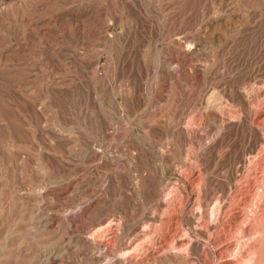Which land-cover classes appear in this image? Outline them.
<instances>
[{"label": "rangeland", "instance_id": "1", "mask_svg": "<svg viewBox=\"0 0 264 264\" xmlns=\"http://www.w3.org/2000/svg\"><path fill=\"white\" fill-rule=\"evenodd\" d=\"M10 3L15 10L23 8L28 12L32 23L40 24L24 28L15 24L9 34L0 32L1 37L27 46L29 54L22 63L14 61L12 66L0 70V129L4 130L5 125L8 131L0 133L11 134L10 138L0 137L3 251L0 264H46V258L55 257L60 259L54 264H128V261L169 264L162 256L176 252L174 243L163 239L162 232L167 226L152 219L159 220L160 216L166 219L175 207L181 208L183 192L179 181L186 174L179 168L159 174L153 169L159 165L155 158L167 149L176 158L184 153L192 158L210 140H217L221 157L212 154L210 158L202 149L204 157L198 163L191 161L193 167L201 168L197 176L202 181L201 188L208 193L193 186L194 206L174 219V227L183 228L184 234L191 237H185L189 242L180 252L188 258L186 264H195L194 244L218 240V257L206 256V264H264V192L258 202L250 200L254 193L264 191L261 184L264 170L257 178L264 151L260 150V144L256 145L259 151L256 154L260 155L247 165L245 175L243 172L240 178L231 181L226 171L228 162L246 148L249 137L241 127L236 129L238 122L235 128L234 123L223 126L222 116L215 112L205 114L200 106L203 95L220 92L222 95L218 96L233 103L234 108L228 103L230 110L223 114L225 119L237 117L235 108L244 111L246 107L243 102L240 104L239 93L247 89L257 95L258 106L252 112L255 121L256 113L264 111V0H12ZM119 15H123L120 27L109 31L121 33L116 43L119 49L110 52L105 38H101L105 35L97 28ZM91 18L93 26L88 23ZM201 35L206 39L204 52L193 54V46ZM1 50L2 47L0 53ZM177 62H182L181 76L168 66ZM21 83L27 86L26 106L15 93ZM113 93L123 103L126 114L122 118L121 110L118 107L114 110L116 138L110 136L109 129ZM146 98L152 100L150 108ZM245 111H249L247 107ZM197 117H202V121ZM259 118L264 130L263 114ZM122 119L127 122L125 128ZM186 123L197 132L198 138L192 139L193 142L179 133V124ZM127 156L136 157L134 166L143 163L151 168L144 178L140 172L129 171ZM251 182L258 192L253 191L247 199V194L239 189ZM106 195L107 205L101 206L102 218L99 216L98 221L93 215L100 206L95 204ZM203 211L207 216L201 217ZM192 213L198 218L192 220ZM102 221H107L104 225L111 223L105 233L110 234L94 238L98 233L93 231ZM80 240L103 244L93 248ZM93 253H98L101 261L92 263Z\"/></svg>", "mask_w": 264, "mask_h": 264}, {"label": "bare ground", "instance_id": "2", "mask_svg": "<svg viewBox=\"0 0 264 264\" xmlns=\"http://www.w3.org/2000/svg\"><path fill=\"white\" fill-rule=\"evenodd\" d=\"M12 0H0V32H1V30H3V31H5V32H8V31H11V29H13L14 28V25L16 24V25H20V26H22L23 28L24 27H26L27 25L29 26L30 24H34L35 25V27H38V25L40 24L39 22H35V23H32L31 22V19L29 20V14H28V12H26L23 8H17V10H15L14 9V7L11 5V2ZM44 1V0H43ZM87 1V0H86ZM221 1V0H220ZM59 2V1H58ZM91 2V1H90ZM139 2V1H138ZM215 2V1H214ZM45 3V2H44ZM81 3V2H80ZM137 3V2H136ZM39 4V3H38ZM64 4V3H63ZM129 4V3H128ZM77 5V4H76ZM79 5V4H78ZM81 5V4H80ZM85 5H86V3H85ZM97 5V4H96ZM108 5V4H107ZM140 5V4H139ZM143 5V4H142ZM222 5V4H221ZM41 6V5H40ZM130 6V5H129ZM35 7V6H34ZM69 7V6H68ZM92 7H93V5H92ZM94 7H96V6H94ZM93 7V8H94ZM99 7V6H98ZM133 7V6H132ZM41 8V7H40ZM64 8H66V7H64ZM75 8V7H74ZM79 8V7H78ZM89 8H90V10H91V7L89 6ZM88 8V9H89ZM134 8V7H133ZM226 8V7H225ZM34 9H36V8H34ZM50 9V8H49ZM76 9V8H75ZM80 9H81V7H80ZM79 9V10H80ZM144 9V8H143ZM64 10V9H63ZM79 10H77V11H79ZM84 10V9H83ZM107 10V9H106ZM142 10V9H141ZM145 10V9H144ZM148 10V9H147ZM34 11H36V10H34ZM40 12H41V9L39 10ZM87 11H89V10H87L86 9V12ZM94 11H96V9L94 10ZM98 11V10H97ZM188 11V10H187ZM80 12V11H79ZM110 12V11H109ZM151 12V11H150ZM200 12V11H199ZM216 12H217V10H216ZM49 13V12H48ZM96 13V12H95ZM95 13H92V14H95ZM220 13V12H219ZM53 14V13H52ZM88 14V13H87ZM108 14V13H107ZM181 14V13H180ZM205 14V13H204ZM217 14V13H216ZM132 15V14H131ZM221 15V14H220ZM42 16V15H41ZM86 16V15H85ZM84 16V17H85ZM89 17H91V14L90 15H88ZM102 16V15H101ZM137 16H139V15H137ZM37 17V16H36ZM87 17V16H86ZM85 17V18H86ZM94 17V16H93ZM136 17V16H135ZM33 18V17H32ZM139 18V17H138ZM179 18V17H178ZM33 19H35V18H33ZM32 19V20H33ZM43 19V18H42ZM51 19V18H50ZM53 19V18H52ZM67 19V18H66ZM75 19V18H74ZM122 19H123V15L121 16V15H119V16H117L115 19H110L108 22H104L105 24L103 25V26H100L99 28H97V31H99L100 33H102V34H104L105 35V37H101V38H105V40H106V47L110 50V52H114V50H116V48L117 49H119L117 46H116V43H117V40L118 39H120V37H121V33H113V32H109L110 30H111V28L113 27V28H115V29H118L119 27H120V25H121V22H122ZM85 20V19H84ZM90 21L88 22V23H91V20H92V18L91 19H89ZM181 20V19H180ZM38 21V20H37ZM63 21V20H62ZM88 21V20H87ZM93 21V20H92ZM103 21V20H102ZM170 21V20H169ZM65 22V21H64ZM96 22H98V19H97V21ZM155 22V21H154ZM46 23V22H45ZM87 23V24H88ZM142 23V22H141ZM225 23V22H224ZM92 24V26H93V23H91ZM95 24V23H94ZM97 24H99V23H97ZM96 24V25H97ZM217 24H218V22H217ZM33 25V26H34ZM37 25V26H36ZM42 25V24H41ZM101 25H102V23H101ZM140 25V24H139ZM176 25V24H175ZM33 26H31V27H33ZM99 26V25H98ZM141 26V25H140ZM21 27V28H22ZM84 27V26H83ZM142 27V26H141ZM219 27V26H218ZM20 28V27H19ZM81 28V27H80ZM87 28V27H86ZM96 28V27H95ZM145 28V27H144ZM163 31H165V29H164V25H161V27H160ZM160 28H159V30H160ZM239 28V27H238ZM32 29V28H31ZM94 29V28H93ZM143 29V28H142ZM149 29V28H148ZM17 30H19V29H17ZM16 30V31H17ZM22 30V29H21ZM29 30V29H28ZM13 31V30H12ZM95 31V30H94ZM96 31V32H97ZM161 31V30H160ZM163 31H162V33L160 34L159 33V36L161 37L162 35H163ZM22 32V31H21ZM33 32V31H32ZM95 32V33H96ZM98 32V33H99ZM117 32V31H116ZM17 33H18V31H17ZM142 33V32H141ZM8 34H9V32H8ZM14 34V33H13ZM20 34V33H19ZM23 34V33H22ZM156 34V33H155ZM178 34V33H177ZM15 35H16V33H15ZM14 35V36H15ZM31 35V34H30ZM101 35V34H100ZM102 36V35H101ZM163 37V36H162ZM161 37V38H162ZM181 37V36H180ZM24 38V37H23ZM23 38H22V40H23ZM34 38V37H33ZM90 38V37H89ZM123 38V37H122ZM121 38V39H122ZM177 38H179V36L177 37ZM176 38V39H177ZM182 38V37H181ZM190 38V37H189ZM212 38V37H211ZM39 39V38H38ZM124 39V38H123ZM193 39V38H192ZM213 39V38H212ZM30 40V39H29ZM104 40V39H103ZM104 40V41H105ZM119 41V40H118ZM162 41V40H161ZM183 41H184V39H183ZM205 41H206V39H205V37H203L202 35L201 36H199V39H198V42L196 43V44H194V49H193V54H198V53H200L201 51H203V48H204V46H205ZM19 42V41H18ZM17 42V43H18ZM100 42H101V40H100ZM155 42V41H154ZM55 43V42H54ZM81 43H84V42H81ZM99 43V42H98ZM119 43V42H118ZM189 43L191 44V42H188V45H189ZM90 44V43H89ZM27 45V44H26ZM192 45V44H191ZM29 46V45H28ZM146 46V45H145ZM168 46H169V44H168ZM185 46H186V44H185ZM190 46V45H189ZM2 47V50H1V53H0V70H2V69H7V67H10V66H12V64H13V62L15 61H18V62H20V63H22V60L24 61L25 59H26V57L29 55H27V53H26V48H28L27 46H26V48L24 47V45H22V44H16V43H13V41H11V38H5V36L4 35H2V37L0 36V48ZM182 47V46H181ZM191 47V46H190ZM183 48V47H182ZM181 48V49H182ZM189 48V47H188ZM61 49V48H60ZM109 50H108V52H109ZM94 51V50H93ZM187 51V50H186ZM190 51V50H189ZM57 52V51H56ZM91 52V51H90ZM101 52V51H100ZM118 52V51H117ZM117 52H115L116 54H117ZM204 52V51H203ZM114 53V54H115ZM119 53H121V52H119ZM118 53V54H119ZM78 54V53H77ZM117 54V55H118ZM190 54V53H189ZM202 54V53H201ZM88 55V54H87ZM30 57V56H29ZM79 57V55L77 56V58ZM115 57V56H114ZM191 57H193V56H191ZM62 58V57H61ZM116 59V58H115ZM81 61H84V60H81ZM29 62V61H28ZM110 62V61H109ZM115 62V61H114ZM125 62V61H124ZM24 63V62H23ZM113 63V62H112ZM167 63V62H166ZM165 63V64H166ZM182 63V62H181ZM181 63H178L177 62V64L175 63V64H173V63H169V67H171L170 68V70H173V72L176 74V75H180L181 73H182V70H183V66H182V64ZM188 63V62H187ZM32 64V63H31ZM65 64V63H64ZM92 64V63H91ZM164 64V65H165ZM183 64H184V62H183ZM27 65V64H26ZM115 64H113V66H114ZM197 65V64H196ZM18 67V66H17ZM90 67V66H89ZM158 67V66H157ZM199 67V66H198ZM191 68V67H190ZM194 68V67H193ZM23 69V71L25 70L24 68H22ZM165 69V68H164ZM200 69V68H199ZM198 69V70H199ZM206 69V68H205ZM212 69V68H211ZM130 70V69H129ZM197 69H195V71H198ZM202 70V69H201ZM15 71V70H14ZM114 71V70H113ZM126 71V70H125ZM205 71V70H204ZM11 72V71H10ZM145 72H146V70H145ZM157 72V71H156ZM191 72H192V69H191ZM210 72V71H209ZM0 73H2V72H0ZM4 73V72H3ZM12 73V72H11ZM193 73V72H192ZM196 73V72H195ZM5 74V73H4ZM197 74V73H196ZM202 74V73H201ZM21 75V74H20ZM208 75V74H207ZM207 75H205V76H207ZM181 76V75H180ZM204 76V75H203ZM42 77V76H41ZM179 77V76H178ZM200 78H202V77H200ZM120 79V78H119ZM141 79V78H140ZM14 81V80H13ZM23 81V80H22ZM141 81V80H140ZM18 82V81H17ZM19 82H20V80H19ZM26 83V82H25ZM244 83V82H243ZM53 84V83H52ZM62 84V83H61ZM60 84V85H61ZM63 84H66V83H63ZM131 85V84H130ZM245 85H246V83H245ZM250 85V84H249ZM141 86V85H140ZM26 85L24 84V83H21L20 85H19V87H17V89H16V91H15V93L19 96V98L22 100V103H23V105L24 106H26L27 104H28V101H29V99H28V94H27V90H26ZM29 87V86H28ZM264 87V86H263ZM48 88V87H47ZM254 88V87H253ZM12 89V88H11ZM243 89V88H242ZM257 89V88H256ZM146 90V89H145ZM245 90V89H244ZM250 90H252V89H250ZM14 91V90H13ZM237 91H239V90H237ZM243 91V90H242ZM147 92V96L150 94L149 93V91L147 90L146 91ZM210 92V91H209ZM241 92V91H240ZM14 93V92H13ZM220 93V92H219ZM218 93V94H219ZM237 93V92H236ZM121 94V93H120ZM218 94L217 93H215V91H213V92H211V93H206L205 95H203V97H202V99H201V101H200V106L202 107V110H203V112L206 114V113H217V114H219L220 116H222V123H223V126H224V124L225 123H228V125H229V123H234L233 125H232V127L233 128H235L236 127V124H235V122H238V126L236 127V129L237 128H239L240 129V127H241V129L248 135V137H249V139H248V145H245L246 146V148L243 150V151H240V154H238V156H235V158H234V160L232 161H230V162H228L229 164H228V167H226L227 168V172H229V176H230V180L231 181H236L237 180V178L240 176V175H242L243 174V172H244V170L247 168V165L248 164H252L251 162L253 161V159H254V157H257V155L259 154V153H257L256 154V152H259V151H256L257 150V148H256V145H258V144H260V146H259V148H260V150L261 151H264V130L261 128V126H260V122L258 121V119H260L259 117H261V114H263V117H264V111H261V110H259L257 113H256V116H257V120L255 121V119H254V117L252 116V112H253V110H256L254 107H257L256 106V104H257V95H256V93H253V92H251V91H247V89H246V92H242V93H239L240 95L238 96L237 94H235V96L237 95L238 96V99L240 100V104L242 105V102L244 103L243 105L244 106H246L247 108H248V110L249 111H245L246 110V107H245V110L244 111H242V110H236V108H235V112L234 113H236L237 114V117H236V115H234V116H232V114L230 113H228L229 115H231L232 116V118H229L228 120H226L225 119V117H224V113H225V111L227 110V109H229L230 110V108H229V106H228V103H227V101L226 100H224V97L222 98L221 96L219 97L218 96ZM221 94V93H220ZM219 94V95H220ZM16 95V96H17ZM113 95H114V93H113ZM222 95V94H221ZM142 96V95H141ZM152 96V95H151ZM237 96H236V98H237ZM9 97V96H8ZM137 97H138V95H137ZM226 97V96H225ZM135 98V97H134ZM147 99V98H146ZM178 99V98H177ZM176 99V100H177ZM196 99V98H195ZM226 99H230V98H227L226 97ZM237 99V100H238ZM112 100H114L113 102H112V108L110 109V108H108V109H110V111H109V113H110V136L111 137H114V138H116L115 136H116V132H115V129H114V110H115V108L116 107H118L119 108V110H121V116H122V118L123 117H125L126 116V114H125V111L123 110V103L122 102H118V100H117V95H114V97H113V99ZM231 100H233V98L231 99ZM235 100V99H234ZM238 100V101H239ZM109 101V100H108ZM147 101H149V103H148V108H150L153 104H152V100H151V98H148L147 99ZM194 101H196V100H194ZM124 102V101H123ZM137 102V101H136ZM235 102H236V100H235ZM239 103L237 104V105H239ZM139 104V103H138ZM230 104V107L231 108H233L232 106H231V104L233 105V103H229ZM236 104V103H235ZM32 105V104H31ZM185 105V104H184ZM187 105H188V103H187ZM237 105H236V107H237ZM192 107V106H191ZM235 107V106H234ZM239 107V106H238ZM29 108V107H28ZM138 108V107H137ZM187 108H189V107H187ZM190 109V108H189ZM234 109V108H233ZM232 109V110H233ZM241 109V108H240ZM262 109L264 110V105H263V107H262ZM21 110V109H20ZM147 110V109H146ZM191 110V109H190ZM117 111V110H116ZM197 111H199V110H197ZM242 111V112H241ZM30 112H31V110H30ZM64 112V111H63ZM227 112V111H226ZM229 112V111H228ZM256 112V111H255ZM25 113V112H24ZM40 113V112H39ZM214 113V114H215ZM233 113V112H232ZM43 114V113H42ZM199 114V113H198ZM66 115V114H65ZM41 116V115H40ZM194 116V115H193ZM218 116V115H217ZM255 116V117H256ZM54 117V116H53ZM59 117V116H58ZM60 118V117H59ZM63 118V117H62ZM198 118V117H197ZM19 119V118H18ZM65 119V118H64ZM199 119V118H198ZM197 119V120H198ZM33 120H35V119H33ZM123 121V124H124V128L126 127V125H127V122L124 120V119H122ZM183 120V119H182ZM193 120V119H192ZM200 121H202V117L199 119ZM263 120V119H262ZM62 121V120H61ZM66 121V120H65ZM121 121V120H120ZM196 121V120H195ZM214 121V120H213ZM264 121V120H263ZM262 121V122H263ZM12 122V121H11ZM191 121H189V123H190ZM193 122V121H192ZM215 122V121H214ZM60 123V122H59ZM195 123V122H194ZM220 123H221V121H220ZM264 123V122H263ZM1 124H3V123H1ZM7 124V123H6ZM106 124H107V122H106ZM116 125H118L117 123H115ZM146 124V123H145ZM187 125H185V126H183V125H181V124H179V126H178V129H179V133L180 134H182V135H185V137L186 138H188V139H190L192 142H193V140L192 139H195V138H198L197 137V132L195 131V129H193V127L191 128L189 125H191V123L188 125V123H186ZM197 124H199V123H197ZM25 125V124H24ZM43 125V124H42ZM66 125V124H65ZM193 125V124H192ZM191 125V126H192ZM200 125V124H199ZM214 125V124H213ZM216 125V124H215ZM214 125V126H215ZM1 126V125H0ZM8 126V125H7ZM107 126H109V125H107ZM119 126V125H118ZM219 126V125H218ZM222 126V125H221ZM221 126H219V127H221ZM8 127H10V126H8ZM232 127H230L231 129H233ZM1 128H2V126H1ZM15 128V127H14ZM123 128V127H122ZM225 127H223V129H224ZM227 128H228V126H227ZM10 129V128H9ZM229 129V128H228ZM0 130H3V129H0ZM4 130H5V132L7 131V127L5 128V125H4ZM3 130V131H4ZM10 130H13V129H10ZM124 130V129H123ZM219 130V129H218ZM3 131H2V134L0 133V137H2V138H4V137H6V138H10V136H11V134H7L8 133V131H7V135H3ZM39 131V130H38ZM59 131H61V130H59ZM120 131V130H119ZM224 131H226V130H224ZM241 131V130H240ZM22 132V131H21ZM20 132V133H21ZM49 133V132H48ZM66 133V132H65ZM118 133V132H117ZM120 133V132H119ZM123 132H121V134H122ZM22 134H25V133H22ZM51 134V133H50ZM215 134V133H214ZM26 135V134H25ZM118 135V134H117ZM172 135V134H171ZM211 135V134H210ZM217 135V134H216ZM220 135V134H219ZM13 136V135H12ZM20 136V135H19ZM59 136H60V134H59ZM124 136V135H123ZM177 136H178V134H177ZM244 136H245V134H244ZM28 137V136H27ZM67 137V136H66ZM65 137V138H66ZM109 137V136H108ZM149 137V136H148ZM205 137V136H204ZM214 137V136H213ZM14 138V137H13ZM16 138V137H15ZM113 138V139H114ZM180 138V137H179ZM26 139V138H25ZM55 139V138H54ZM60 139V138H59ZM184 139V138H183ZM187 139V140H188ZM226 139V138H225ZM229 139V138H228ZM182 140V139H181ZM205 140V139H204ZM220 140V139H219ZM246 140V139H245ZM10 141V140H9ZM59 141H61V140H59ZM247 141V140H246ZM148 142V141H147ZM19 143V142H18ZM23 143V142H22ZM152 143V142H151ZM9 144H11L10 142H9ZM196 144V143H195ZM246 144V143H245ZM12 145V144H11ZM193 145H194V143H193ZM197 145V144H196ZM199 146V145H198ZM229 146V145H228ZM200 147V146H199ZM203 147V146H202ZM226 147V146H225ZM221 147H219V144H218V142H217V140H214V141H212V140H210V142H206L205 144H204V147L202 148L204 151H206V153L208 154V156H211L212 154L215 156V157H221L220 156V154H221V149H220ZM258 148V149H259ZM165 149V148H164ZM202 149H200V148H198L197 150V152H196V154H195V156H193L192 158L189 156V155H185L184 156V154H179V156L176 158V157H174L171 153H170V151H169V149H167V150H162L161 151V153L159 154V156H157L156 158H155V160L157 161V162H159V165L157 166V167H153V169L154 170H158V171H160V173L159 174H161V173H164L165 171H167L168 169H176V168H179V170L183 173H185L186 174V177L185 178H182L179 182L181 183V186H182V192H183V195L181 196V205H179V206H181V208L180 209H178V208H174V210H173V213H171L172 215L171 216H169L168 218L166 217V219H164V218H161V216H160V218H159V220L158 219H152L153 221H155V222H157V221H160L161 222V224H165V225H163L164 227H166L165 229H164V231L162 232V230H161V232H162V236H163V239H164V241H171L172 243H174V249H176V252L175 253H170V254H166L165 253V255L164 256H162L163 257V259H166V261L169 263V264H186L187 263V261H188V258L186 257V255L184 256L183 255V253L182 252H180L181 251V249L182 248H184L185 247V245H186V243L187 242H189V241H187L186 242V240H188L187 238L188 237H190L188 234H187V236L184 234V229L183 228H181V227H174V219L177 217V216H179V217H181V216H183V214H185L186 212H187V210H188V208L190 209V207L191 206H194V204H195V192L191 189L193 186L194 187H202V181H201V179L199 178V176H197L198 175V173H200L201 172V168L200 167H193L192 165H191V161L193 162H195L196 161V163H198L201 159H202V157H204V156H202V152H201V150ZM220 149V150H219ZM94 150V149H93ZM148 150V149H147ZM189 150V149H188ZM202 150V151H203ZM234 150V149H233ZM242 150V149H241ZM17 152V151H16ZM201 152V153H200ZM230 152V151H229ZM97 153V152H96ZM22 154V153H21ZM264 154V153H263ZM96 156L95 157H97L98 155L97 154H95ZM212 155V156H213ZM260 155V154H259ZM152 156V155H151ZM150 156V157H151ZM191 156H192V154H191ZM207 156V155H206ZM210 157V158H213V157ZM232 156V155H231ZM258 157H260V156H258ZM262 157H264V156H262ZM101 158V157H100ZM107 158V157H106ZM135 158L136 157H134V156H127V165H128V169H129V171H132V172H134V171H136V172H140L141 173V176L144 178V176L145 175H147V173H148V171H150L151 170V168L148 166V165H145V164H143L142 163V165H140L139 167H137V166H134L133 165V163H134V161H135ZM148 158V157H147ZM153 158V157H152ZM209 158V159H210ZM227 158V157H226ZM261 158V157H260ZM145 159V158H144ZM206 159H208V157H206ZM256 159V158H255ZM258 159V158H257ZM111 161V160H110ZM112 161H114V160H112ZM111 161V162H112ZM146 161V160H145ZM148 161V160H147ZM152 161V160H151ZM204 161H206L205 159L203 160V162ZM214 161V160H213ZM256 161V160H255ZM258 161H259V159H258ZM107 162V161H106ZM261 163H263V165H262V168L260 169V171H259V174H258V176H257V178H260V176H261V174L260 173H262V170H264V160H262V161H260ZM224 163V162H223ZM258 163V162H257ZM201 164V163H200ZM207 164V163H206ZM212 164V163H211ZM226 164V163H225ZM253 164H255V162L253 163ZM196 165V164H195ZM257 165V164H256ZM201 166V165H200ZM255 166V165H254ZM253 166V167H254ZM152 167V166H151ZM212 167V166H211ZM252 167V168H253ZM200 168V169H199ZM208 168V167H207ZM213 168V167H212ZM225 168V167H224ZM249 169H251L250 168V166L248 167ZM206 169V168H205ZM209 169V168H208ZM177 170V169H176ZM211 170V169H210ZM200 171V172H199ZM206 171V170H205ZM247 172V171H246ZM264 172V171H263ZM127 173H128V171H127ZM209 173V172H208ZM138 174V173H137ZM223 174H224V172H223ZM263 174V173H262ZM244 175H245V172H244ZM130 176V175H129ZM221 176H223V175H221ZM183 177V176H182ZM241 177V176H240ZM239 177V178H240ZM263 178V177H262ZM136 180V179H135ZM260 180V179H259ZM264 180V179H263ZM92 181V180H91ZM137 181V180H136ZM141 181H142V179H141ZM160 181V180H159ZM225 181V180H224ZM231 181H229V182H231ZM252 181V180H251ZM255 181V180H254ZM253 181V182H254ZM258 181V180H257ZM262 181V180H261ZM96 182V181H95ZM116 182V181H115ZM253 182H251V184H249V186H242L240 189H239V192H243V194H247L246 195V197H247V199H249V196L251 195V194H253V191H255V192H258L256 189L254 190V185H253ZM263 183H261V182H259V183H261V184H263L264 185V181H262ZM131 183V182H130ZM134 183V182H133ZM143 183V182H142ZM163 183V182H162ZM176 183V182H175ZM204 183V182H203ZM225 183V182H224ZM258 183V182H257ZM145 184V183H144ZM143 184V185H144ZM231 184V183H230ZM140 185V184H139ZM148 185V184H147ZM153 185V184H152ZM155 185V184H154ZM159 185V184H158ZM210 185V184H209ZM226 185H227V183H226ZM236 185V184H235ZM205 186V185H204ZM224 186V185H223ZM234 186V185H233ZM142 187V186H141ZM159 187V186H158ZM193 187V188H194ZM235 187V186H234ZM237 187V186H236ZM149 188V187H148ZM151 188V187H150ZM152 188H155V187H152ZM204 188H206V187H204ZM146 189V188H145ZM230 189V188H229ZM232 189V188H231ZM264 189V188H263ZM102 191V190H101ZM143 192V191H142ZM201 192L202 193H208L207 192V189H202L201 188ZM264 191H261V193H254V195H251L252 197V199H250L251 200V202H253L254 201V203L255 202H258L259 200H261V198H263V195H262V193H263ZM204 193V194H205ZM100 194V193H99ZM101 195V194H100ZM99 195V196H100ZM181 195V194H180ZM107 196L108 195H106V196H104V197H100L97 201H96V203H98V204H95V205H98L97 207H99L98 209H97V211L95 212V214L92 216L94 219H98L99 218V216L102 214V212H103V209H100L101 208V206L102 205H105L106 204V202H107ZM147 196V195H146ZM148 197V196H147ZM95 198H97V197H95ZM150 198V197H149ZM154 198H155V196H154ZM167 202V201H166ZM95 203V202H94ZM162 203V202H161ZM163 203H164V201H163ZM171 203V202H170ZM165 204V203H164ZM257 204V203H256ZM107 205V204H106ZM172 205V204H171ZM176 206V205H175ZM103 207V206H102ZM199 208L200 209H202L203 208V204L202 203H200L199 204ZM95 209V208H94ZM172 209V208H171ZM96 210V209H95ZM105 210V209H104ZM94 211V210H93ZM81 212V211H80ZM106 213V212H105ZM201 213V212H200ZM89 214V213H88ZM192 214H194V213H192ZM197 214H194L193 216H192V220L194 219V217H196V218H198L197 216H196ZM202 216L201 217H205V216H207L206 214H204V211L202 212V214H201ZM104 216V215H103ZM92 217H91V219H92ZM101 217V216H100ZM156 217V216H155ZM162 217H164V216H162ZM200 217V216H199ZM102 218V217H101ZM101 218H100V220H101ZM109 218V217H108ZM113 218V217H112ZM157 218V217H156ZM55 219V218H54ZM150 219V218H149ZM203 220L205 219V218H202ZM239 219V218H238ZM62 220H60V222H61ZM90 221H92V220H90ZM98 221H99V219H98ZM152 221V222H153ZM93 222H94V220H93ZM106 222L107 221H102V222H100V223H98L97 224V228H96V230H94L93 232H95L96 231V233H98L97 234V236H95L94 238H96V237H99L98 235H100V234H105L106 233V231L110 228V225H111V223H108V225H104V224H106ZM109 222V221H108ZM146 222H147V220H146ZM149 222V221H148ZM62 223V222H61ZM151 223V219H150V222H149V224ZM112 224H113V222H112ZM147 224V223H146ZM158 224H160V223H158ZM96 225V224H95ZM151 225V224H150ZM155 225H156V223H155ZM94 226V225H93ZM117 226V225H116ZM161 226V225H160ZM147 227V226H146ZM162 227V226H161ZM160 227V228H161ZM95 228V227H94ZM113 228V227H112ZM145 228V227H144ZM148 228V227H147ZM163 228V227H162ZM116 229V228H115ZM114 229V230H115ZM146 229V228H145ZM144 229V230H145ZM192 229V228H191ZM150 230H151V228H150ZM188 230V229H187ZM92 231V230H91ZM111 231V230H110ZM113 231V230H112ZM108 232H109V230H108ZM117 232V231H116ZM141 232V231H140ZM190 232V231H189ZM193 232V231H192ZM96 233H92V234H96ZM107 234H110V233H107ZM107 234H105V237H106V235ZM190 234V233H189ZM112 235V234H111ZM114 235V234H113ZM90 237H92V236H89V238ZM113 237V236H112ZM152 237V236H151ZM185 237H187V238H185ZM94 238H92V239H94ZM104 238V237H103ZM108 238V237H107ZM109 238H110V236H109ZM117 238V237H116ZM143 238V237H142ZM154 238V237H153ZM191 238V237H190ZM81 239V238H80ZM153 240V239H152ZM80 241H82V240H80ZM80 241H79V244H81L80 243ZM99 241V240H98ZM101 241H103V240H101ZM116 241V240H115ZM163 240H162V242H164ZM141 242V241H140ZM82 243L84 244V245H90L91 247H93V248H96L97 246H99V245H101V244H103V243H99V242H97V240L95 241H92V242H89V241H82ZM217 243H218V240H209V241H207L206 243H197V244H194V246H195V248L197 249V254H195L196 255V261H197V263H195V264H206V262H205V257L206 256H209V257H211L212 259H215V258H217L218 257V250L216 249V245H217ZM3 244V243H2ZM69 244H71V243H69ZM78 244V246H80L81 247V245H79ZM99 244V245H98ZM109 244V243H108ZM131 244V243H130ZM105 245V244H104ZM138 245V244H137ZM154 245V244H153ZM173 245V244H172ZM73 246V245H72ZM89 246V247H90ZM102 246V245H101ZM130 246V245H129ZM65 247V246H64ZM104 247H106V246H104ZM124 247V246H123ZM122 247V248H123ZM135 247V246H134ZM134 247H132V248H134ZM144 247V246H143ZM142 247V248H143ZM153 247V246H152ZM62 248V247H61ZM92 248V249H93ZM101 248V247H100ZM99 247H98V249H100ZM131 248V249H132ZM137 248V247H136ZM139 248V247H138ZM194 248V247H193ZM194 248V249H195ZM51 249V248H50ZM130 249V248H129ZM156 249V248H155ZM57 250V249H56ZM66 250V249H65ZM80 250V249H79ZM113 250V249H112ZM128 250V249H127ZM136 250V249H135ZM157 250V249H156ZM156 250H154V252L156 251ZM115 251V250H114ZM141 251V250H140ZM175 251V250H174ZM195 251V250H194ZM58 252H59V254H60V252H62V249H60V250H58ZM66 252V251H65ZM64 252V253H65ZM97 252V251H96ZM118 253H121V251L119 252V251H117ZM132 252V251H131ZM134 252H136V251H134ZM134 252H132V253H134ZM138 252V251H137ZM147 252V251H146ZM157 252V251H156ZM3 253V251H2V249H0V255ZM49 253V252H48ZM53 253V252H52ZM124 253V252H123ZM128 253H130V251H128ZM195 253V252H194ZM62 254V253H61ZM97 255H98V253H96ZM96 254H94L93 253V256L91 257V259H90V261L92 260V263L93 262H99V261H101L100 260V255L99 256H97ZM105 254V253H104ZM110 254V253H109ZM147 254H148V252H147ZM45 255V254H44ZM51 255V254H50ZM123 255V254H122ZM131 255V254H130ZM150 255V254H149ZM62 256V255H61ZM66 256V255H65ZM102 256V255H101ZM104 256H106V255H104ZM115 256V255H114ZM127 256H128V254H127ZM51 257V256H50ZM49 257V258H50ZM55 257V256H54ZM119 257V256H118ZM145 257V256H144ZM190 257V256H189ZM135 258V257H134ZM139 258V257H138ZM143 258V257H142ZM60 259V258H59ZM58 259V257H55V258H50V259H48L47 260V258H46V264H54L55 263V261L56 260H59ZM88 259V258H87ZM123 259H124V256H123ZM42 260V259H41ZM141 260V259H140ZM44 261V260H43ZM90 261H88V263H90ZM119 261H120V259H118V263H119ZM104 262V261H103ZM115 262V261H114ZM136 262V261H135ZM102 263V262H101ZM106 263V262H105ZM123 263V262H122ZM103 264V263H102ZM128 264H137V263H132V262H130L129 263V261H128Z\"/></svg>", "mask_w": 264, "mask_h": 264}]
</instances>
